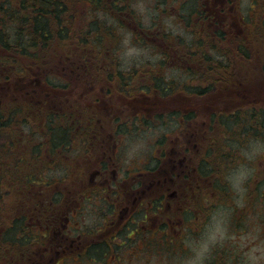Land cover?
I'll use <instances>...</instances> for the list:
<instances>
[{
	"label": "rangeland",
	"instance_id": "rangeland-1",
	"mask_svg": "<svg viewBox=\"0 0 264 264\" xmlns=\"http://www.w3.org/2000/svg\"><path fill=\"white\" fill-rule=\"evenodd\" d=\"M84 1H73L69 6V14L64 17L65 19L61 23L63 30L70 31L67 41L55 39V42L49 47L50 50L45 49L46 51L38 52L29 49L27 52L31 55H23L18 52L14 55L15 57L10 63L14 67L13 70H10L11 80L9 83L18 85L16 88L21 85L25 86L24 88L32 92H28L26 100L22 98L21 103V98H9L10 110L21 109L17 107L21 104L25 107L33 104L34 114H36L35 109L39 104L31 103L32 99L35 101L39 98L43 103L47 99L45 95L48 94L60 98L59 92L53 90L55 87L49 86L46 79L55 74L69 75L86 72L94 75L101 72L121 75L139 74V78L132 76L131 80L126 81V83L138 85L139 88H142V92L144 90L147 95L152 93L150 88L153 82L144 79V76L140 74H157L158 78L171 85L167 93L169 95L157 98L150 96L152 102L156 105V109L161 110L147 113V116H154L152 120L146 123L150 127L149 129L144 124H138L139 129L128 130L130 137L122 133L116 135L113 132L116 124L105 126L97 139L95 149L89 150V160L94 161L91 165L88 164L84 155L82 159L80 155L76 157V148L69 151L71 154L68 158L59 156L62 161L57 160L56 153H52L51 157H47L46 152L41 151L45 145L42 146L41 138L37 139L39 134H33L32 137L27 139L24 137V140H22L21 133L23 130L18 124V119L15 120V117H13L12 120L8 121V118L3 121L5 126L2 131L4 137L12 140V143L8 142L4 147L9 148L12 155L8 158L4 156L3 160L5 162L7 160L8 162L9 160L16 161L15 166L12 165L8 171L15 172L17 168L19 177L23 176L24 178L29 172L35 171L38 176L37 180L41 184L52 178L53 173L48 170L53 162L58 170L67 168L65 165L70 166L73 170L93 169L96 167V153H102L101 156L110 154V147L113 146L112 138L117 141L120 137L123 139L122 152L126 155L125 160H122L123 167L135 168L140 166V168H145L151 161L148 160L152 151V146L149 143L160 138L164 115L168 114L174 117L169 118L171 121L183 120L189 126H192L194 121L199 120L202 131L206 128L207 130L212 128L216 138L223 137V141L218 142V152H224L225 155L234 153L241 161L235 164L234 168H229L225 176H219L213 186L209 184L203 186L200 199L205 203L199 204V235L197 237H187L185 240L186 257L174 260L171 263L207 264L212 260L208 257V252L213 250L216 255L215 264H226L225 259L228 264H264V197H258L257 194V191L264 192V163L262 159H256L264 154V142H260L255 138H246L251 137L247 134L236 140L239 143L243 141L244 145L240 148L237 142H227L224 139V136L227 137V135L235 133L233 130L235 124L231 122L225 128L218 125L222 117L228 115L234 107L244 104L243 102L255 104L259 100V105L264 106V97L255 96L258 93L264 94V79H262L263 76L259 70L264 65V51L261 55V52L259 53L252 46L259 39L264 43V37L261 33L262 28H258V26L261 27L258 25L260 21H264V0H231V2L220 0V2H216L214 7L212 6V0H130L129 8L135 19L132 21L131 17H124L121 23L123 29L119 35L112 32V35L104 40L106 46L104 52L102 49L99 52L94 44L92 46V42L89 41L90 37H87L86 40H82L84 42L78 44L83 50L76 53L71 47V38H80L78 32L80 29H84L86 23L97 22L101 28H104L105 24L107 26H113L114 24L117 26L116 21L111 17H107L103 13H96L95 15ZM161 3L165 4H162L161 7ZM199 10L202 12L201 19L198 16ZM212 10L217 11L216 15L211 12ZM182 15L183 20L180 19ZM81 20L84 25L80 23ZM201 20L204 22H201ZM182 21L189 25L185 27ZM202 27L205 29L200 30ZM146 30L150 33L147 37L143 35ZM157 30L160 33L156 32ZM216 31L224 34L223 40H217ZM103 32V29H101L94 35L104 37ZM115 35L118 37L115 38ZM194 36L202 45L200 51L182 50L181 47L186 48L188 45H194L191 44L195 38ZM238 40L243 42L244 55L237 53L233 55L236 47H239ZM158 43L162 45L158 46ZM148 44L158 46L159 50L167 54L165 57L171 59V61L165 67L159 69L156 65L159 63L160 58L151 53L152 50L148 48ZM223 50L230 53L229 62L234 80L244 77V82H238L242 88L238 91L231 90L228 81L225 80V82H220L219 89L214 87L212 91H207L205 90L207 84L212 86V83L208 80L209 77L206 76L208 69L210 71L208 74L211 75V62L215 60L222 61L218 65L223 70L226 69L225 65H228L226 59L228 57H225L226 51ZM36 52L37 54H34ZM200 57L202 58L200 59ZM184 62L195 64L186 65L187 63L183 64ZM82 64H85V67L82 68ZM186 73L188 74L187 79L185 78ZM218 74L222 75L223 72ZM49 79L57 86L60 84L53 77ZM193 79L196 80L195 84L198 87L189 86V82ZM229 80L231 83L232 79ZM187 83L188 86L185 87ZM97 86L99 87L98 82ZM195 89L201 90L200 94L193 93ZM203 90H205L204 93ZM11 91L15 92L14 90ZM71 92L72 90L65 91L71 103L74 102V99H78V101L84 99H80V96L77 98ZM10 95L16 96L15 94ZM162 107L170 109L171 114ZM39 109H42V107L40 106ZM65 109H70V106L65 107ZM55 110L54 112H59L58 115L63 117L64 111H59L58 106L55 107ZM162 110H164L163 113ZM44 111L41 110L40 112ZM105 116L110 117L108 114ZM36 117L37 115H34L35 119ZM122 119L118 116L115 117V120ZM234 120H237V118H234ZM37 121L35 128H40L43 122L41 119ZM2 141L0 139V145ZM42 142L44 143V141ZM72 145L76 146L77 144L72 142ZM222 147L224 148L222 149ZM27 148H30V151L36 148L35 152H40V156L38 157L36 154L32 157L30 153L22 159L20 153ZM55 158L56 160H54ZM43 167H46L45 176L41 173L44 170ZM57 174L54 176L62 177L61 171H58ZM6 177L10 180L12 174L6 173ZM17 190V194L24 198L23 202L28 204H32L31 199H28L29 197H37L41 201L47 199L55 203L54 201L66 200L67 195L65 183H60L55 191L51 193L40 192L38 188L28 190L19 187ZM209 191L214 192V199L217 204H207L206 201L211 200ZM12 193L10 194L4 190L2 192L3 199L0 200V203L15 201L16 199L13 196L11 198ZM82 194H85L83 189L79 195ZM27 196L28 198H25ZM171 263L164 262L162 264Z\"/></svg>",
	"mask_w": 264,
	"mask_h": 264
},
{
	"label": "flooded vegetation",
	"instance_id": "flooded-vegetation-1",
	"mask_svg": "<svg viewBox=\"0 0 264 264\" xmlns=\"http://www.w3.org/2000/svg\"><path fill=\"white\" fill-rule=\"evenodd\" d=\"M227 1L231 2V0ZM216 2L220 0H212L213 7ZM211 12L216 15L217 11ZM198 13L201 19L202 12L199 10ZM202 29L205 28L202 27L200 30ZM226 59L229 61L228 58ZM221 62L212 61L211 66L215 67L216 63ZM190 64L195 63L188 62L186 65ZM83 67L85 64H82ZM163 67L165 66L160 69ZM225 67L229 66L225 65ZM4 75L6 74L1 69L0 78ZM140 75L153 82L150 88L152 93L149 95L144 90L142 92V88L138 85L124 82L130 81L132 76L139 78V74L121 75L101 72L94 75L86 72L51 75L60 82L57 86L52 81L51 87H55L53 90L59 92L60 98L50 96L51 105L53 107L58 105L59 111H70L76 117L69 125L70 131L62 148L65 152H55L57 160L59 156L68 158L71 154L69 151L76 148V157L80 155L82 159L84 155L91 165L94 161L89 160L88 141L90 145L96 146L101 130L108 124H116L113 128L116 135L122 133L130 136L128 130L139 129L138 124L150 128L146 123L154 116H147V113L161 110L156 109L150 96L157 98L169 95L167 93L171 85L158 78L157 74ZM51 76L48 78H52ZM187 76L186 73V79ZM206 76L211 77L213 74L206 73ZM156 80L162 81L161 88L154 83ZM195 82L196 80H191L189 86L198 87ZM187 86L188 83L185 87ZM24 87L19 86L15 92L1 90V115L8 118L5 103L9 98L16 99L19 96L20 101L22 98L26 100V95L32 91ZM66 90L67 92L72 90L71 93L77 98L80 96V99H84L81 101L74 99L71 103L65 93ZM200 92L201 90L198 89L193 91L195 94ZM62 102L70 106V109H65L67 106L61 105ZM31 103L39 104L35 109L36 114L33 104H29V110L24 105L17 106L23 113L18 119V124L23 130L22 140L24 137L26 139L32 137L33 134H39L37 139H40V133L35 127L38 123L36 120L41 99L35 101L32 99ZM163 109L170 113V109ZM243 109L241 107L230 111V117H238L237 111L240 113ZM106 114L110 117H106ZM34 115H37L36 119ZM117 116L123 119L115 120ZM169 118L174 117L164 115L160 138L149 143L152 151L148 160L151 161L145 168L123 167L122 160H125L126 155L122 152L123 139L120 137L117 141L112 138L113 146L110 147V154H104L106 158L101 156L102 153H96V167L93 169L73 170L68 166L57 170L56 165L52 164L48 171L53 173V176L61 171L63 178L52 176L41 184L38 178H33L36 175L34 171L30 179L25 181L24 189L38 188L40 192L51 193L60 183H65L66 200L53 203L38 199L35 202L31 201L32 204L27 202L17 204L14 214L22 216L25 225L23 231L25 234L31 232L33 240L19 247L22 252H26V255L21 253L20 261L14 264H162L186 257V238L197 237L200 232L199 204L205 203L200 199L203 186L205 184L213 186L219 176H225L228 169L234 168L241 159L234 153L229 154V157L224 154L222 157L225 159L218 155V142L223 141V137L216 138L212 128L202 131L199 120L189 126L183 120L171 121ZM29 127L33 132H29ZM4 136H0L3 140L1 142L3 148L8 142L12 143V140ZM224 139L227 142H237L233 135L224 136ZM41 141L45 142V147L41 151H45L47 157H51L53 149L49 139L44 138ZM72 142L77 145L73 146ZM238 144L240 148L243 147V141ZM5 149L7 150L1 153V156L8 158L12 153L9 148ZM35 150L36 148L31 151L27 148L21 151L20 155L23 159L30 153L32 157L36 154L39 157L40 152L36 153ZM256 159H262L264 163V154ZM222 160L229 162L224 165L221 164ZM44 171L45 169L41 173L45 176ZM82 189L85 194L79 195ZM209 195L211 200L206 201L207 204H217L214 192L209 191ZM5 214L9 215L6 212ZM9 219V216L5 218V220ZM9 223L13 224V220L10 219ZM2 230L1 228L0 232ZM208 257L212 260L207 264H215L213 250L208 252Z\"/></svg>",
	"mask_w": 264,
	"mask_h": 264
},
{
	"label": "trees",
	"instance_id": "trees-1",
	"mask_svg": "<svg viewBox=\"0 0 264 264\" xmlns=\"http://www.w3.org/2000/svg\"><path fill=\"white\" fill-rule=\"evenodd\" d=\"M73 1L75 0H0V70L3 69L4 73L6 74L2 76L3 78H0V92L2 89H6L10 91L11 90L16 91L17 89L16 87L18 85H11L9 83V81L11 80L9 76L10 70H13L14 67L13 64L11 65L10 63H12V60L15 57L14 55L17 52L23 55H27V54L31 55L29 52H27L29 49H31L32 51L43 52L45 49L50 50L49 47L52 46V44L55 42L54 41L55 39L59 41H67L69 39L70 31L66 32L65 29L63 30V28H61V23L62 21H64L65 19L64 17L69 14L68 13L70 9L69 6H71ZM84 2L86 3L87 6L91 8L92 12L95 13V15L96 13H103V15L107 17H111L113 20H115L117 26L115 24L114 25L112 24L113 26H107L105 23H103L105 24V26L104 28H101L99 27L97 22L92 21L86 23L84 29H80L78 32L80 38L78 39H76V37L71 38L72 39L71 47L76 51V53H80L83 50V48L79 47L78 44L80 42H84L82 40H86L87 37H90L89 41L92 42V46L94 44L96 46V49L99 50V52H101V49L104 52L106 47L104 45V40L106 38H109L112 35V32L114 34L117 33V35H119L120 31L123 29L122 27L123 25L121 23L124 17L126 16L131 17L132 21H134L135 18H133L134 16L132 15V11L129 8L130 0H85ZM162 4L165 3H161V7ZM188 15L192 16V14L190 13H188ZM180 19L183 20V15L181 16ZM182 22L184 23L185 27L189 25L184 21ZM80 23L83 24V21L81 20ZM258 25L261 26V27L258 26V28L259 29L262 28L261 33L263 34L262 37H264V21L261 20ZM101 29H103L104 31L103 32L104 37L103 36L100 37V35L99 36L94 35ZM156 32L160 33V31L158 30ZM148 34L150 33L148 30H146L143 35L147 37ZM117 35H115V38L118 37ZM215 36H217V40L224 39V34H222L220 31H216ZM237 42L239 43V47L238 46L236 47V51H234L233 55H236V53L244 55L245 47L243 45V42H241V40H238ZM191 44L194 45L193 46L188 45L186 48L181 47L182 50L200 51L202 45L200 44V42L196 37L192 40ZM148 45H149L148 47L151 48V50L153 51V54L160 58L159 63L156 65L158 66L159 69L160 67L165 66V64L171 61V59L169 58L167 59L165 57L167 54L164 51L159 50L158 46H161L162 44L158 43L157 44L158 46H151V44ZM252 46L256 50H258L259 53L261 52L262 55V51H264V43H262L260 39L258 42H255V44ZM223 51L224 52L226 51L225 57H228L229 59L230 53H228L227 50H223ZM34 54H37V52ZM216 64L215 67L211 66L214 68L211 72L213 76L208 78V80L212 83V86L207 84L205 90L212 91L214 87L216 89H219L220 82H225V80L228 81V85H230L231 90L238 91L240 88H242L241 84H239L238 82L239 81L244 82V79L238 78L237 80H234V76L232 75L233 72L230 67L229 61H228V65H226L229 67H226V69L224 70L219 68L218 65L219 63ZM259 70L261 71V74L263 76L262 79H264V65ZM208 72H210L209 69L207 73ZM219 72H223V74H225L226 76L222 77L221 75L218 74ZM46 79L48 85L51 86V84L53 83L52 80H50L48 77ZM229 79H232L231 83ZM154 83H157L156 85L158 86V88H161L160 85L162 83L161 80H156L154 81ZM122 91L124 92L123 89ZM255 96L264 97V94L258 93ZM121 97L124 98L123 95H121ZM258 102L259 100L255 102V104L250 103L251 105L249 103L243 102L244 104L238 107H234L233 110H238L241 107H243L244 109L240 113L239 111H237L236 115L238 117L232 118L230 117V113L228 115H225L224 117H222V119H220L218 125H220L222 128L227 127L230 118V121L235 124L233 127L235 131V133L233 134L234 138L240 139L241 136L249 134L251 135V137H246V138H255L260 142L262 141L264 142V106L262 105L260 106ZM40 104L42 107L40 111L41 110H45V111L44 112L39 111L38 119H41L43 123L40 126V128H36V130L39 133L41 132L40 138L42 140L44 138L49 139V143L51 145V149H53V153L61 152L63 151L62 148L65 146V140L68 137V133L70 131L69 129L70 122L73 121L74 118L76 119V117L73 113L66 110H63L64 111L62 115L63 117H60L57 114V112H54L56 110L53 107V105H51V97L48 98V101L46 103L41 102ZM61 105H66V104L62 102ZM5 106L7 110L6 114L8 113L9 119L3 114L1 115L0 113V136L4 135L2 131L3 127L5 126L4 124L5 122H3L4 120L8 119V121H10L12 120L13 117H15L16 120L23 115L20 109L10 110L11 109L10 103L8 101L5 103ZM28 108L29 106L26 107L27 110H29ZM227 116L229 118H226ZM234 118H237V120H234ZM29 132L30 133L33 132V129L31 131V127H29ZM41 144L42 146H44L45 142L43 143L41 141ZM88 145H89V149L95 148V145L94 144L90 145L89 141H88ZM223 148L224 147H222V149ZM5 150L7 149L3 148L1 144L0 145V200L3 199L2 192L4 190L8 191L10 194L13 192L11 198L13 196L16 200L0 203L2 204L0 206V231L1 228L3 229L2 232H0V264H14L20 261L19 255L21 253H23V255H26V252L25 251L22 252V250L19 247L33 240L31 239L33 236L31 232H28L27 234L24 233L23 231L25 227L24 221L22 220V216H18L14 214L15 213L14 208L17 206V204H21L24 200V198H22L20 195L17 194L18 191L17 188L20 187L24 189L23 185L25 181L30 179L29 177L33 175L34 171L29 172L25 178L23 176L19 177V174L17 173V168L15 172H13L12 170L8 171V169H10L12 165L15 166L16 161L9 160L8 162L7 160V162H5L3 160V157L1 156V153H3ZM218 155L222 157L224 156V152L220 151L218 152ZM58 160L60 159L58 158ZM227 162H229V160L227 161L222 160L221 164H225ZM52 164L55 163L53 162ZM65 167L68 166L65 165ZM45 168L46 167H43V169ZM6 173L12 174L10 180L7 179ZM33 178L37 179L38 176L35 175ZM257 194L258 197H262V198L264 197L263 191L262 192L257 191ZM25 198H28V196ZM28 199H31L32 202L38 200L37 197L36 198L29 197ZM5 212L9 215H6ZM7 216H9L10 219L13 220V224L9 223L10 219L5 220ZM225 263L228 264L226 259H225Z\"/></svg>",
	"mask_w": 264,
	"mask_h": 264
}]
</instances>
